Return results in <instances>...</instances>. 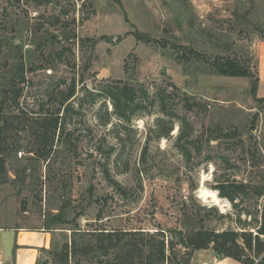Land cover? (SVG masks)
Instances as JSON below:
<instances>
[{
  "label": "rangeland",
  "instance_id": "rangeland-1",
  "mask_svg": "<svg viewBox=\"0 0 264 264\" xmlns=\"http://www.w3.org/2000/svg\"><path fill=\"white\" fill-rule=\"evenodd\" d=\"M259 42L264 0H0V89L11 74L13 47L20 46L27 64L20 110L0 111L7 144L0 155V229L51 228V247L38 264H62L52 254L70 245L74 231L94 247L87 233L144 232L137 240L143 253L135 254L134 264H163L154 259L159 242L165 245L164 264L206 261L214 252L192 248V233L240 231V210L259 218L263 200L251 194L235 210L216 186L264 184V101L258 100L264 99V86L254 98L248 79L212 76L195 57L185 62L180 56L194 51L208 60L236 58L259 79ZM119 81L149 95L128 124L111 115L103 94L92 96ZM73 82L75 96L66 113L60 93ZM160 98L168 114L185 118L192 137L217 126L237 130L238 137L212 143L186 162L174 146L179 121L161 113ZM58 110L68 146L55 139L47 158L29 153L43 146L35 134L39 126L20 117L38 119ZM162 125L173 130L157 139L153 132L163 131ZM207 155L212 163L204 162ZM209 174L211 179H202ZM201 189L217 193L220 204L202 199ZM56 218L62 223L52 225ZM241 219L255 227L253 219ZM116 253L105 261L119 260ZM91 255L79 254L68 264H99ZM245 259L259 264L264 251Z\"/></svg>",
  "mask_w": 264,
  "mask_h": 264
},
{
  "label": "trees",
  "instance_id": "trees-1",
  "mask_svg": "<svg viewBox=\"0 0 264 264\" xmlns=\"http://www.w3.org/2000/svg\"><path fill=\"white\" fill-rule=\"evenodd\" d=\"M136 38L137 40H145V43H153L156 45L160 44L158 41H152L140 36H137ZM161 47L165 48L167 47V44L163 43ZM41 48L42 47H40V45L36 47V50L39 52V59L43 57L40 52L42 50ZM13 49L15 51V56L9 67V73L11 74L9 79L6 80L5 84L1 86L0 89V111H3L6 108L20 110L19 100L22 97L23 91L21 85L26 82L25 74L27 64L24 62L23 56L20 53L21 48L16 45ZM171 49L174 51V54L177 53L176 58L179 59V57H177L179 56L178 51L176 50L178 48L172 46ZM61 56H63V54ZM192 57H195L198 62L204 63V65H206V67L211 71L210 75L212 76L248 79L250 82V94L254 98L256 97L259 87V79L251 73L249 66L242 63L239 59L227 56H216L211 58V60H208L207 58L201 57L194 51H188V53L185 52V54L180 56V61L183 60L187 62ZM29 70L34 71L36 70V67L30 65ZM170 87L175 88L171 85ZM75 91L76 84L73 82L65 92L60 93L62 97L61 105L64 106L67 104L63 110L66 113H68L69 109L72 108L69 101L75 96ZM101 91L102 92L98 91V93H92L95 94L92 96L96 98L103 94L111 105V115L115 116L123 124H128L132 116L141 110L143 108V104L149 100V95L146 90L137 86V84L131 85L124 81L109 84ZM258 100L264 101V99ZM158 106L163 115L178 119L179 129L178 135L174 139V146L175 149L185 158L186 162H190L194 156H200L204 149H211L212 143H217L221 139H235L238 137L236 136V134H238L237 130L226 131L225 129L217 126L214 129L209 128L206 131V134L194 138L192 137V130L185 118L177 117L174 113H167L163 98H160ZM59 114L60 110L52 114L48 113L46 116L39 117L38 119H26L25 116L20 117L19 120H27L28 122L31 120L32 123L39 126L36 129L35 134L43 146L40 150L30 151L29 153L35 152L37 156L47 158L48 155L53 153L55 139H57V143L60 140H63V142L65 141V145L68 146L67 138L69 134L66 133V129L62 125V119L59 117ZM107 115L109 116L108 113ZM159 123L162 124L161 120L157 122V124ZM104 124H106V122ZM162 128L163 131H159L158 133H156V131L153 132L155 138H167L173 130L172 125H162ZM2 134L3 133L1 131L0 139ZM6 146L7 144L5 145L4 141L1 139L0 155L3 153ZM146 153L147 149L144 150L142 156L144 157ZM204 162L212 163V157L207 155L204 157ZM0 169H4V162L2 159H0ZM216 190L218 191L219 196L228 200L235 210L238 209L236 202L241 201L246 197L249 198L251 194L256 200H263L261 211L259 212V218L253 219L250 212L240 210L237 213V222L239 224L240 231H223L219 233L202 230L196 231L192 233L189 245L191 244L192 248L200 250L211 248L217 259L229 258L239 261L242 264H250L248 259H245V255L247 253H253L255 257H258L264 251V241H262L264 238V184L252 185L251 183L224 181L218 183ZM242 216L250 218V220L253 219L255 227L249 228L251 222H243L241 219ZM51 222L52 225L59 222L62 223L59 218H56L55 220L51 219ZM52 225H49V227ZM44 230L49 231L51 228L47 227ZM72 234L70 245L68 246L65 244L61 247V251L59 253L54 252L52 254V256L55 257V259L57 258L60 260L62 264H68L69 259H72V261H75L76 263L77 255H91V253H94V255H91V258L97 260L99 264H106V262L108 264H131L132 262V264H134L133 259L135 254L137 253L139 255L143 253L140 245L137 244L139 243L137 240L145 234L142 231L87 233L86 235H91L89 237L95 238V247L85 242V240H80V236L78 234L81 233H78V231H74ZM76 237L78 238L76 239ZM125 237H129V239L125 240ZM184 245H187V242L184 243ZM42 252L45 251L43 250ZM114 252H117L115 254V258H119V260H115L114 258L115 261H105L108 257L112 256ZM155 253V261H157V263L164 264L166 260L164 242H159L155 246ZM149 258L150 257H148V259ZM259 264H264L263 259L259 262Z\"/></svg>",
  "mask_w": 264,
  "mask_h": 264
},
{
  "label": "crops",
  "instance_id": "crops-1",
  "mask_svg": "<svg viewBox=\"0 0 264 264\" xmlns=\"http://www.w3.org/2000/svg\"><path fill=\"white\" fill-rule=\"evenodd\" d=\"M257 46V47H256ZM258 57L259 88L264 86V42L255 44ZM1 264H38L44 251H48L52 244V233L44 229L28 230L25 228L0 229ZM201 264H242L239 261L225 258L217 259L209 254Z\"/></svg>",
  "mask_w": 264,
  "mask_h": 264
},
{
  "label": "clouds",
  "instance_id": "clouds-1",
  "mask_svg": "<svg viewBox=\"0 0 264 264\" xmlns=\"http://www.w3.org/2000/svg\"><path fill=\"white\" fill-rule=\"evenodd\" d=\"M202 179L203 180H209V179H211V174H209L208 176H203ZM217 195H218L217 193H210V192H207V191H205L203 189H201V191H200V196L201 197L212 196V198H213L214 201H215Z\"/></svg>",
  "mask_w": 264,
  "mask_h": 264
},
{
  "label": "bare ground",
  "instance_id": "bare-ground-1",
  "mask_svg": "<svg viewBox=\"0 0 264 264\" xmlns=\"http://www.w3.org/2000/svg\"><path fill=\"white\" fill-rule=\"evenodd\" d=\"M199 194H200V193H199ZM200 197H201V196H200ZM201 198H202V199H205L206 201L210 199L214 205H219V204H220V203H219V200H218L217 197H216L215 201L213 200L212 196L201 197Z\"/></svg>",
  "mask_w": 264,
  "mask_h": 264
},
{
  "label": "built area",
  "instance_id": "built-area-1",
  "mask_svg": "<svg viewBox=\"0 0 264 264\" xmlns=\"http://www.w3.org/2000/svg\"><path fill=\"white\" fill-rule=\"evenodd\" d=\"M0 264H1V262H0Z\"/></svg>",
  "mask_w": 264,
  "mask_h": 264
}]
</instances>
